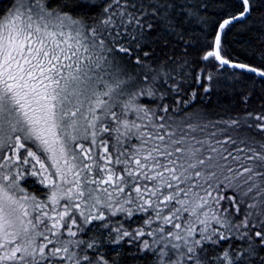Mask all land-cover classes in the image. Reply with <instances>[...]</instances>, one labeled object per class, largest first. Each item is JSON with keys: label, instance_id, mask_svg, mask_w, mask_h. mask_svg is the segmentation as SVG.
<instances>
[{"label": "snow or ice", "instance_id": "6c2138e0", "mask_svg": "<svg viewBox=\"0 0 264 264\" xmlns=\"http://www.w3.org/2000/svg\"><path fill=\"white\" fill-rule=\"evenodd\" d=\"M239 5L201 50L205 67L194 83L207 97L215 71L225 66L264 79V67L221 55L222 34L250 18L257 2ZM93 7L101 10L92 23L74 14ZM206 7L65 0L53 8L32 0L22 11L21 0L4 10L0 264H121L99 251L104 244L118 254L127 246L125 260L147 264H264V105L214 121L185 111L198 94L186 97L185 78L177 80L168 66L176 53H165L169 44L159 39L176 35L183 18ZM153 44L165 57L155 68ZM129 66L147 69L145 85L163 80L167 90L158 97L145 85L129 92L139 84ZM145 95L172 101L153 110L135 103ZM29 176L48 189L45 199L21 185Z\"/></svg>", "mask_w": 264, "mask_h": 264}, {"label": "trees", "instance_id": "16d2710c", "mask_svg": "<svg viewBox=\"0 0 264 264\" xmlns=\"http://www.w3.org/2000/svg\"><path fill=\"white\" fill-rule=\"evenodd\" d=\"M24 8L27 11L32 0H22ZM19 0H0V16L7 14L5 9L11 10L14 3H19ZM53 8L62 7L65 0H46ZM72 3H78V0H70ZM184 2V0H182ZM186 2L195 6L197 4H206V8H200L198 16L185 17L182 26L177 29L176 35L161 34L159 39L162 42L169 44V47L164 49L165 53L171 55L175 52L176 55L172 61L168 62L169 69H175L173 75L179 80L181 77L185 78L186 97L191 94L195 89L198 98L191 101L189 107L185 111L202 112L207 119L217 120L221 117L227 118L228 116H243L246 111L259 112L264 105V80H261L250 74L229 70L226 68L218 69L215 71V79L213 80V89L210 97L203 93L202 89L194 83V77L199 72L200 68L205 67V62L199 60V56L203 54L202 49L208 48L215 39L218 23L223 18H227V14H238L242 9L239 5V0H186ZM256 10L247 20H242L232 24L221 37V55L234 63H245L250 66L264 67V5H261L260 0H256ZM100 3V0H97ZM68 11L67 8L64 9ZM99 7L77 8L74 14L82 15L87 23H92L94 16H98L100 12ZM189 11L195 10L189 8ZM191 45V47H189ZM156 49V56L149 63L153 67H158L157 60L164 59L163 53L160 52L161 45L153 44ZM187 51V55H182ZM187 64H184V61ZM216 63V62H213ZM183 65V66H181ZM211 71V68L208 69ZM129 71L135 77L139 84L133 83L129 86V92H136L139 86L145 85L143 75L141 73L147 72V69H140L136 66H129ZM171 83V81H169ZM163 85V87H161ZM154 87L157 90V97L162 91H166L168 85L163 84V80H159L155 85H145ZM103 88L102 85H98ZM250 96L247 105L243 103V98ZM127 100L128 97H122ZM172 95L165 97L164 101L158 98L153 100L150 96H138L135 103L155 110L157 104L171 103ZM119 111V109H117ZM129 119H136L134 113H129ZM139 122V121H138ZM147 121H145L146 123ZM212 131L213 129L209 128ZM132 143L135 144L136 140L133 139ZM36 177H27L23 180V187L39 197H45L43 194L47 193V188L36 182ZM31 185V186H30ZM89 233L88 236H91ZM88 236L84 238L87 239ZM113 245L104 244L99 251L105 256L106 259L112 261L118 259L121 264H147L145 261H132L125 260L127 253V246L124 249L109 252L108 247Z\"/></svg>", "mask_w": 264, "mask_h": 264}, {"label": "rangeland", "instance_id": "374dc122", "mask_svg": "<svg viewBox=\"0 0 264 264\" xmlns=\"http://www.w3.org/2000/svg\"><path fill=\"white\" fill-rule=\"evenodd\" d=\"M20 2H21V0H19ZM22 3H23V1H22ZM22 11H25V10H22ZM7 15V14H6ZM6 15H4V16H6ZM3 16H0V18H2ZM209 132H210V130H208ZM196 135L198 136V138H200V139H204L205 138V133H203V132H198V133H196ZM138 143V141H136V143L135 144H137ZM37 167H38V165H37ZM21 185H23V183H22V181H21ZM31 186V185H30ZM27 191V190H26ZM46 192H48V189H47V191ZM46 197H41V199H45ZM114 248H115V246H111V247H108L107 249H108V251L109 252H113V251H115L114 250Z\"/></svg>", "mask_w": 264, "mask_h": 264}, {"label": "water", "instance_id": "95a60500", "mask_svg": "<svg viewBox=\"0 0 264 264\" xmlns=\"http://www.w3.org/2000/svg\"><path fill=\"white\" fill-rule=\"evenodd\" d=\"M240 21H242V20H240ZM236 22H239V21H236ZM236 22H234V23H236ZM234 23H233V24H234ZM217 30H218V27H217ZM217 30H216V32H217ZM222 35H223V34H222ZM221 37H222V36H221ZM216 63L218 64V62H216ZM233 63H234V62H233ZM224 68L229 69V70H237V71L244 72L243 70H240V69H233V68H229V67H227V66H225ZM244 73H247V72H244ZM247 74H250V75L255 76V77H257V78H259V79H261V80H264V79H262V78L256 76L255 74H252V73H247Z\"/></svg>", "mask_w": 264, "mask_h": 264}]
</instances>
